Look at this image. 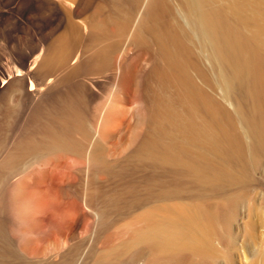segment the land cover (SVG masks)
Here are the masks:
<instances>
[{
  "label": "bare ground",
  "instance_id": "obj_1",
  "mask_svg": "<svg viewBox=\"0 0 264 264\" xmlns=\"http://www.w3.org/2000/svg\"><path fill=\"white\" fill-rule=\"evenodd\" d=\"M37 6L66 25L12 66ZM261 172L264 0H0V264H231L222 224Z\"/></svg>",
  "mask_w": 264,
  "mask_h": 264
},
{
  "label": "rangeland",
  "instance_id": "obj_2",
  "mask_svg": "<svg viewBox=\"0 0 264 264\" xmlns=\"http://www.w3.org/2000/svg\"><path fill=\"white\" fill-rule=\"evenodd\" d=\"M65 14L66 13L63 10H52L45 6H37L27 11L23 15V19H21V22L19 24L14 23V20L10 21L6 27V39L3 42L2 49L6 54L8 60L10 62H13L11 63V65L13 64L12 66L15 65L20 67L19 60H21L25 55L31 53L33 49L38 46V44L49 42L58 34H60L63 30L62 28L66 25L67 22V15ZM256 177L258 181L263 180L264 183L263 172H261V174L257 173ZM263 201L264 186L260 189L250 188L246 192L243 202L237 205L233 204L231 206L232 209L230 210L228 217L223 221L224 225L222 224V226L230 231L231 235L229 236H235V239H233L234 241L230 240L231 237H228V241H225L223 246L227 250H230L229 256H232L231 258H233V263L231 264L257 263L258 254L260 250L264 248V221L261 220L259 216L261 211L262 213H264V205L262 204ZM254 208H256L257 210H254ZM225 223H227L226 226ZM250 223H255L254 228L257 238L254 244L249 241V237L247 235L248 225ZM3 231L5 232L4 234L6 235V237L8 236L7 238L15 241V243L18 242V244L16 243L17 246L21 244L19 240V229H17V227L12 225H9L7 227L5 226L3 228ZM38 231L39 232L35 236L31 237L37 236L38 239H36V247L39 250H42L49 242L59 244L62 241V235L64 234V232H62V230L58 228L56 224L49 225L45 222H41L38 225ZM99 233H101L100 230H98L96 233L95 230L89 228L88 226H85L78 229L73 238L74 241H85L86 245L88 244L87 242H89L90 239L98 238L99 236L97 234ZM229 242L235 243L237 245V250H232V247L231 249H229L228 245L231 244ZM246 250H249L252 253L251 257L244 255V252H246ZM232 251L233 255L232 253H230ZM254 256L255 261H252L254 259ZM21 258L24 259L22 256ZM27 259L28 258L25 257V262L29 261V259ZM220 262L219 264L227 263L226 261L224 262V260H220ZM135 264H141V261L136 262Z\"/></svg>",
  "mask_w": 264,
  "mask_h": 264
}]
</instances>
